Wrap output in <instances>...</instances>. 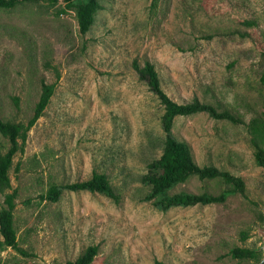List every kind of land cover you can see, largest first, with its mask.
<instances>
[{"label": "rangeland", "instance_id": "1", "mask_svg": "<svg viewBox=\"0 0 264 264\" xmlns=\"http://www.w3.org/2000/svg\"><path fill=\"white\" fill-rule=\"evenodd\" d=\"M101 2L85 35L63 1L0 9V117L26 123L42 82L56 83L10 170L24 253L8 247L1 264H65L91 245L99 247L92 264H259L230 252L264 246V167L248 128L264 117V0H161L156 11L150 0ZM134 60L154 63L175 101L197 97L243 120L178 116L173 134L198 165L242 177L246 194L167 211L144 200L142 176L162 154L163 105L139 79ZM8 147L0 133V150ZM93 172L108 175L118 201L70 190L57 202L41 198L50 183ZM225 188L192 177L174 191ZM3 200L0 193V208Z\"/></svg>", "mask_w": 264, "mask_h": 264}, {"label": "trees", "instance_id": "2", "mask_svg": "<svg viewBox=\"0 0 264 264\" xmlns=\"http://www.w3.org/2000/svg\"><path fill=\"white\" fill-rule=\"evenodd\" d=\"M60 1L65 2L66 7L75 11L79 31L82 35L90 31L98 12L103 8L101 0H0V9L9 10L27 3H46L49 6H55ZM160 2L161 0H150V10L156 11ZM62 11L65 10L62 9ZM262 54L264 57V50ZM133 67L138 73L139 79L147 83L149 89L156 94L163 105L160 120L164 132L162 154L159 158H155L148 163V170L142 176V182L149 189L144 196V200L150 201L160 210L167 211L179 206L188 207L198 204L222 203L231 193L246 194V185L242 177L213 165H198L190 146L186 142L177 139L173 134V126L178 116H191L205 112L215 119L228 120L236 124L242 123L243 120L230 110L203 102L197 97L186 103L175 101L164 90L160 74L155 64L150 61H146L141 65L137 60H134ZM260 82L264 87V70L260 76ZM55 87L56 83L42 82L39 100L35 105L33 115L26 123L14 122L0 117V133L9 140L8 149L5 152L0 150V193L4 196L0 208V264L1 254L8 247L24 253V250L19 246L18 232L14 221L18 190L12 187L10 170L16 154L24 152L28 132L44 114L54 94ZM15 102L18 104V98H15ZM248 128L251 134L250 141L254 148L255 161L259 166L264 167V117L252 119L248 124ZM192 177H197L203 181L218 180L225 184L226 188L218 194L207 191L200 193L184 190L174 191L176 187ZM65 190L101 193L115 201L119 200V195L115 192L108 175L99 172H93L90 178L73 183L57 184L52 182L41 195V198L57 202ZM98 250L97 245H91L78 258L69 260L65 264H92ZM230 254L235 258L256 261H261L264 256L262 248L247 247H235Z\"/></svg>", "mask_w": 264, "mask_h": 264}, {"label": "water", "instance_id": "3", "mask_svg": "<svg viewBox=\"0 0 264 264\" xmlns=\"http://www.w3.org/2000/svg\"><path fill=\"white\" fill-rule=\"evenodd\" d=\"M263 250H264V246H263ZM259 264H264V258L260 261Z\"/></svg>", "mask_w": 264, "mask_h": 264}]
</instances>
